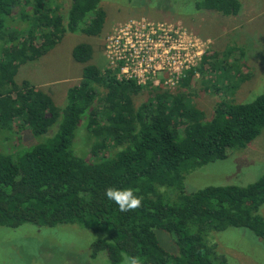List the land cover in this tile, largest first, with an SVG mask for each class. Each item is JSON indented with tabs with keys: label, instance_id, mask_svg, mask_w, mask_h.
<instances>
[{
	"label": "trees",
	"instance_id": "1",
	"mask_svg": "<svg viewBox=\"0 0 264 264\" xmlns=\"http://www.w3.org/2000/svg\"><path fill=\"white\" fill-rule=\"evenodd\" d=\"M100 1L70 0L63 26L54 0H0V135L7 142L22 131L40 136L59 120L45 143L16 159L0 151V228L76 225L102 236L90 244V257L104 252L109 264L126 254L140 264H226L207 234L227 228L245 229L264 246V221L257 214L264 204V168L246 186L191 193L183 186L188 172L223 159L226 150L244 149L264 131V85L249 101L216 102L209 118L193 103L196 83L206 77L215 91L219 82L224 85L228 52L219 62L204 55L174 91H145L148 97L138 106L133 97L143 89L90 64L88 44L71 49L82 68L62 108L28 82L14 81L18 68L50 51L65 30L98 37L104 23ZM193 1L196 12L224 17L241 9L238 0ZM81 122L87 151L73 145ZM109 187L133 189L141 207L121 212L105 195ZM153 230L169 236L174 254L158 245Z\"/></svg>",
	"mask_w": 264,
	"mask_h": 264
},
{
	"label": "rangeland",
	"instance_id": "2",
	"mask_svg": "<svg viewBox=\"0 0 264 264\" xmlns=\"http://www.w3.org/2000/svg\"><path fill=\"white\" fill-rule=\"evenodd\" d=\"M54 1L64 26L70 0ZM238 1L241 5L239 14L224 17L212 12H196L193 0H101L99 7L104 12V23L98 37L65 30L61 40L50 51L35 61L21 65L14 81L28 82L48 94L56 107L62 108L66 102L67 89L80 80L82 65L75 63L70 55L75 45H90L92 53L89 63L103 70L104 38L116 24L139 18L159 23L180 22L187 31L208 41L205 55H215V61L219 62L224 52L230 54L225 61L231 69L227 71L223 86L219 82V88L215 91L209 83L213 80L210 77H206L203 84L196 83L195 86L193 103L205 118H209L216 102L225 100L238 104L249 98L251 100L263 90L264 0ZM196 79L200 80V77ZM205 81H208V86L204 90ZM225 85L232 88L227 91ZM147 95L142 90L133 97L134 106L144 102ZM58 123L59 120L40 136L22 131L19 139L12 134V129L16 144L12 138L7 142L0 135V151L16 159L24 149L45 143L56 132ZM85 137L81 122L73 144L76 150L87 151ZM83 155L86 156L85 152ZM223 155V159L188 172L183 180L185 193L208 186H246L254 182L264 168V131L244 149L226 150ZM257 214L264 221V204L259 207ZM153 233L158 245L167 254H174L175 247L169 236L160 230H153ZM98 236L102 237L76 225L38 228L25 224L16 229L0 228V264H109L104 252L90 257V244ZM207 238L216 245L226 264H264V246L245 229L227 228L221 232L208 233ZM123 260L119 264H123Z\"/></svg>",
	"mask_w": 264,
	"mask_h": 264
},
{
	"label": "built area",
	"instance_id": "3",
	"mask_svg": "<svg viewBox=\"0 0 264 264\" xmlns=\"http://www.w3.org/2000/svg\"><path fill=\"white\" fill-rule=\"evenodd\" d=\"M207 43L180 22L127 20L113 26L104 38L103 71L117 82L132 81L147 92H172L185 72L199 64Z\"/></svg>",
	"mask_w": 264,
	"mask_h": 264
},
{
	"label": "clouds",
	"instance_id": "4",
	"mask_svg": "<svg viewBox=\"0 0 264 264\" xmlns=\"http://www.w3.org/2000/svg\"><path fill=\"white\" fill-rule=\"evenodd\" d=\"M105 195L118 205L121 212L134 211L142 205V197L135 195L134 190L131 188L115 189L109 187L106 189ZM123 264H140V260L137 257H129L126 254Z\"/></svg>",
	"mask_w": 264,
	"mask_h": 264
}]
</instances>
